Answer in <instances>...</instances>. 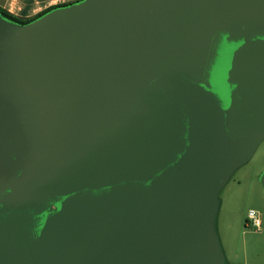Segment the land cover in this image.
<instances>
[{"label":"water","instance_id":"water-1","mask_svg":"<svg viewBox=\"0 0 264 264\" xmlns=\"http://www.w3.org/2000/svg\"><path fill=\"white\" fill-rule=\"evenodd\" d=\"M263 137L264 0L0 13V264H224L207 221Z\"/></svg>","mask_w":264,"mask_h":264},{"label":"rangeland","instance_id":"rangeland-1","mask_svg":"<svg viewBox=\"0 0 264 264\" xmlns=\"http://www.w3.org/2000/svg\"><path fill=\"white\" fill-rule=\"evenodd\" d=\"M75 1L78 0H45L35 10H15L12 7L8 11L19 18H28L48 8ZM263 173L264 137L220 188L214 211L207 221V229L224 264H264ZM250 210L259 217L258 226L247 219Z\"/></svg>","mask_w":264,"mask_h":264},{"label":"crops","instance_id":"crops-1","mask_svg":"<svg viewBox=\"0 0 264 264\" xmlns=\"http://www.w3.org/2000/svg\"><path fill=\"white\" fill-rule=\"evenodd\" d=\"M45 0H0V6L12 10H35L41 6Z\"/></svg>","mask_w":264,"mask_h":264},{"label":"trees","instance_id":"trees-1","mask_svg":"<svg viewBox=\"0 0 264 264\" xmlns=\"http://www.w3.org/2000/svg\"><path fill=\"white\" fill-rule=\"evenodd\" d=\"M54 7L48 8L46 10H43L39 13H37L36 15L32 16V17H28V18H19L18 16L12 14L11 12H9L7 9L3 8L0 6V13L7 19L12 20L14 22H19V23H27L30 22L34 19H36L37 17L41 16L42 14H44L45 12L49 11L50 9H52Z\"/></svg>","mask_w":264,"mask_h":264},{"label":"built area","instance_id":"built-area-1","mask_svg":"<svg viewBox=\"0 0 264 264\" xmlns=\"http://www.w3.org/2000/svg\"><path fill=\"white\" fill-rule=\"evenodd\" d=\"M248 220H250L253 225H256L258 226L259 225V222H260V219L259 217L257 216V214L254 212V210H250L248 212V217H247Z\"/></svg>","mask_w":264,"mask_h":264}]
</instances>
